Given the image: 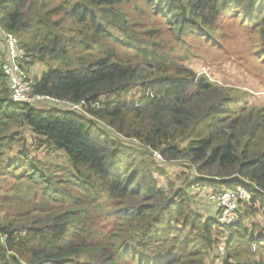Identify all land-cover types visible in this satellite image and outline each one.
Wrapping results in <instances>:
<instances>
[{
  "label": "trees",
  "instance_id": "16d2710c",
  "mask_svg": "<svg viewBox=\"0 0 264 264\" xmlns=\"http://www.w3.org/2000/svg\"><path fill=\"white\" fill-rule=\"evenodd\" d=\"M131 3L179 43L216 44L238 18L255 27L264 62V0H0V28L32 57L28 75L46 66L31 76L35 93L61 102H12L0 43V176L16 180L0 201V264H264V226L252 218L264 214V106L239 108L244 92L153 35L128 36ZM26 130L65 161L29 159ZM178 161L192 170L186 185L162 183L160 163ZM196 184L207 212L188 191ZM241 188L251 198L226 223L209 195Z\"/></svg>",
  "mask_w": 264,
  "mask_h": 264
},
{
  "label": "rangeland",
  "instance_id": "374dc122",
  "mask_svg": "<svg viewBox=\"0 0 264 264\" xmlns=\"http://www.w3.org/2000/svg\"><path fill=\"white\" fill-rule=\"evenodd\" d=\"M127 9L130 11V20L133 22L134 27L132 31H129L128 36L134 34V28L137 30H157L162 28V32L155 31L154 33L140 31L139 36H151L156 42H162L170 45L173 48V53L179 57L180 60L198 73L207 74L213 81L219 82L220 84L234 87L241 94L244 92V98L241 99V105L239 108L245 106H264V62L261 61L260 57V42L257 37V32L254 26L243 25V22L237 20L238 18L232 19L233 23H227L224 31L218 34L219 42L216 44L209 43L205 40L198 38L197 36L189 37L186 42L179 43L170 34L165 24H160L156 21H150L148 15L141 14L133 9L131 3ZM126 36L125 34H122ZM46 66L37 62L30 70V74L33 79L39 77L45 70ZM137 90L132 91V94H138ZM233 106V105H232ZM234 107H236L234 105ZM27 131V130H26ZM120 136H118L119 138ZM26 138H28L26 147L29 150V159L41 160L45 165L48 161H65V156H61L62 153L51 152L49 153L45 146L36 147V139L34 135L27 131ZM135 145V144H131ZM21 149L17 144H13V149L9 152L8 156L11 159L19 158L18 153ZM137 155L135 158L141 160L143 157L140 153L134 151ZM59 156V157H57ZM157 157V156H156ZM22 160V159H21ZM53 160V161H52ZM23 163V161H22ZM160 165L164 168V175L158 174L162 183L167 184L168 181H173L176 186L186 185L183 176L190 173L191 168L188 164L183 162H163ZM26 166H20L16 173L25 170ZM28 170V169H26ZM182 176L177 178V176ZM164 178V179H163ZM16 180L8 175L0 176V201L8 197L12 191V186L15 185ZM199 184L192 185L188 188V191L192 192L194 197L195 206L201 210L207 212L209 207H212V203L208 202L206 197V189L203 190L199 187ZM21 194V193H19ZM62 202L64 205H71L74 203L72 198L62 195ZM104 199L97 198L96 202H92L93 205L98 209L99 213L102 208L97 206V203L103 202ZM108 210V207L105 211ZM2 214V213H1ZM256 223L264 226V214L252 217ZM223 250V247H220ZM240 250H243L240 248ZM258 259V258H257ZM253 264H257L256 261H252Z\"/></svg>",
  "mask_w": 264,
  "mask_h": 264
},
{
  "label": "built area",
  "instance_id": "2783aa9c",
  "mask_svg": "<svg viewBox=\"0 0 264 264\" xmlns=\"http://www.w3.org/2000/svg\"><path fill=\"white\" fill-rule=\"evenodd\" d=\"M0 43L5 49L6 60L3 64V71L7 77L8 86L10 89V99L14 103H30V104H45L54 103L60 104V100L48 95L35 93L34 82L31 76L28 75L26 63L30 62L32 57L25 48L20 45L18 37L3 28H0ZM85 102L79 104L70 103L74 110H82ZM155 156H160L159 152H155ZM251 198L247 189L241 188L239 191H225L220 193H211L209 199L216 201L219 206L223 207L221 219L226 223L235 222L237 216L234 210L238 206V200H248ZM6 234H0L1 240L6 239Z\"/></svg>",
  "mask_w": 264,
  "mask_h": 264
},
{
  "label": "bare ground",
  "instance_id": "6f19581e",
  "mask_svg": "<svg viewBox=\"0 0 264 264\" xmlns=\"http://www.w3.org/2000/svg\"><path fill=\"white\" fill-rule=\"evenodd\" d=\"M25 103H27V102H25ZM73 109V108H72Z\"/></svg>",
  "mask_w": 264,
  "mask_h": 264
}]
</instances>
